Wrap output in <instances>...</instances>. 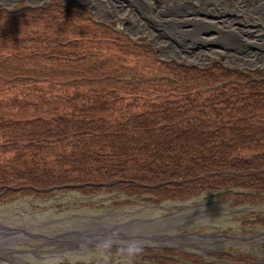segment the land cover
I'll return each instance as SVG.
<instances>
[{
	"label": "trees",
	"instance_id": "obj_1",
	"mask_svg": "<svg viewBox=\"0 0 264 264\" xmlns=\"http://www.w3.org/2000/svg\"><path fill=\"white\" fill-rule=\"evenodd\" d=\"M22 3L15 11L0 6V192L10 183L20 189L9 188L6 195L26 188L96 191L112 181L158 198L185 199L227 186L264 192L259 70L168 65L180 72L175 91L191 83L194 89L139 105L131 87L110 88L136 74L119 68L120 53L106 59L81 31L25 30L57 18L76 23L78 15L59 4ZM15 23L25 26L20 31ZM108 62L117 65L105 72ZM226 79L234 81L217 85ZM231 169L236 172H221ZM147 258L146 264H184L169 254ZM183 258L192 260L185 264H206L194 255Z\"/></svg>",
	"mask_w": 264,
	"mask_h": 264
},
{
	"label": "rangeland",
	"instance_id": "obj_2",
	"mask_svg": "<svg viewBox=\"0 0 264 264\" xmlns=\"http://www.w3.org/2000/svg\"><path fill=\"white\" fill-rule=\"evenodd\" d=\"M19 2L28 7L59 4L78 15L76 23L57 18L54 24H27L25 30L43 32L52 27L54 31L45 34L57 30L59 35L81 31L106 59L120 53L117 58L123 57L124 64L119 68L124 65L136 74L110 88L131 87L135 93L130 97L136 96L139 105L191 91L192 83L175 91V74L180 72L166 69L168 65L204 69L219 63L246 74L259 70L258 77L264 78V0H0V6L15 11ZM15 25L20 31L25 26ZM100 40L106 43L101 45ZM127 46L133 48L128 53ZM112 64L117 65L108 62L104 71ZM165 77L171 82H162ZM129 80L133 82H124ZM16 184L0 192V222L12 227L0 248L22 251L21 260L14 259L19 263L23 259L29 264H146L147 257L169 254L184 264L192 262L185 255L200 257L206 264H264V192L227 186L195 192L185 199L158 198L140 189L119 188L118 181H112L96 191L52 187L4 194L9 188L20 189ZM178 211L195 217L171 241L147 240L149 232H139L136 243L126 230L115 236L111 231L99 235L94 229L98 236L82 240L56 237L76 224L103 219L139 218L140 224L156 228ZM208 233H214L215 239L191 242L188 237ZM8 257L0 252V264H16Z\"/></svg>",
	"mask_w": 264,
	"mask_h": 264
},
{
	"label": "bare ground",
	"instance_id": "obj_3",
	"mask_svg": "<svg viewBox=\"0 0 264 264\" xmlns=\"http://www.w3.org/2000/svg\"><path fill=\"white\" fill-rule=\"evenodd\" d=\"M194 217L195 216L191 215L188 212L178 211L176 213H172L171 216L167 220H164V224L162 225L157 224L158 227L156 228H151L148 225L140 224L141 222L139 218L130 219L127 222H120L117 220L107 222L105 219H103L101 221H92L89 224H86V223L76 224L72 227V229L65 230L64 232L57 234L56 237L58 236L62 238L69 237V238H76V240H82L81 239L82 237L84 239H91V238H94L95 236H98V234L94 231V229L96 231L101 232L99 233V235H102V234L104 235V233H106L107 231H111L115 233V236H119L120 230H126L129 232L130 237L134 238L133 240L136 243L139 242V232H149V237L147 238V240L171 241L174 239L175 235L180 234V231H181L180 229L182 227L192 225ZM147 227H150L151 229L148 230ZM10 229H12V227L5 226L4 224H1L0 222V245L6 244L7 242L6 235L8 234L7 231H9ZM14 229H17V228H14ZM27 232H30V234H32L30 230H27ZM123 234H126V232H124ZM188 237H190L191 242H195L196 239L201 240L203 238L207 240L215 239L214 233H208L198 238H196V236H194L193 234L189 235ZM187 239H188L187 237L183 238L184 241ZM216 242L217 243L219 242V246L224 244V242L222 241H216ZM7 249L9 250H4L0 248V252H2L4 255L9 256L8 258L11 259L12 262L16 264H29L26 260H23V259H22V263H19V261L21 260L19 253H23L22 251L15 250L9 247ZM14 259H17L19 261H15Z\"/></svg>",
	"mask_w": 264,
	"mask_h": 264
}]
</instances>
